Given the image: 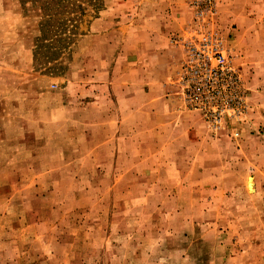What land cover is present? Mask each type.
<instances>
[{"label": "rangeland", "instance_id": "1", "mask_svg": "<svg viewBox=\"0 0 264 264\" xmlns=\"http://www.w3.org/2000/svg\"><path fill=\"white\" fill-rule=\"evenodd\" d=\"M166 14L184 27L171 38L182 99L187 48L204 38L239 80L207 101L218 120L196 112L224 144L180 168L119 144L110 168L79 112L99 44L83 41L132 33L135 60ZM0 264H264V0H0Z\"/></svg>", "mask_w": 264, "mask_h": 264}, {"label": "crops", "instance_id": "2", "mask_svg": "<svg viewBox=\"0 0 264 264\" xmlns=\"http://www.w3.org/2000/svg\"><path fill=\"white\" fill-rule=\"evenodd\" d=\"M183 29L182 22L166 14L155 33L143 35L145 48L135 60L132 33L96 31L84 39V43L98 41L92 50L98 59L92 100L84 102L79 112H92L94 139H103L94 153L107 155L108 167L118 166L119 144L129 145L128 152L135 144L139 150L156 154L146 161L155 160L158 168H180L184 161L201 166L224 144L207 131L196 112L185 109L175 84L183 51L172 45L171 38Z\"/></svg>", "mask_w": 264, "mask_h": 264}, {"label": "built area", "instance_id": "3", "mask_svg": "<svg viewBox=\"0 0 264 264\" xmlns=\"http://www.w3.org/2000/svg\"><path fill=\"white\" fill-rule=\"evenodd\" d=\"M209 38H204L197 46L187 48V58L181 69V78L178 84L182 91L183 101L192 111L199 112L208 120H218L220 113H216L209 118L207 112V101H216L222 95L221 84L231 83L238 85V78L228 65L226 57L220 52L219 47L212 45ZM205 52L213 53V59L206 62V66H201ZM215 64V65H214ZM231 98V99H229ZM228 103L234 99L229 97Z\"/></svg>", "mask_w": 264, "mask_h": 264}, {"label": "trees", "instance_id": "4", "mask_svg": "<svg viewBox=\"0 0 264 264\" xmlns=\"http://www.w3.org/2000/svg\"><path fill=\"white\" fill-rule=\"evenodd\" d=\"M91 2H96V0H91Z\"/></svg>", "mask_w": 264, "mask_h": 264}]
</instances>
